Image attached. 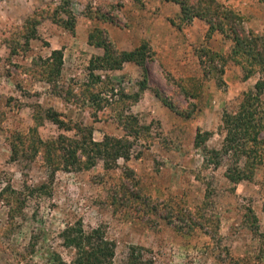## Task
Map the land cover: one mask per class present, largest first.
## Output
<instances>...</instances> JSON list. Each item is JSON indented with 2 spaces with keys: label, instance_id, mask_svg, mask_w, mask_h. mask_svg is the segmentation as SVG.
Wrapping results in <instances>:
<instances>
[{
  "label": "rangeland",
  "instance_id": "obj_1",
  "mask_svg": "<svg viewBox=\"0 0 264 264\" xmlns=\"http://www.w3.org/2000/svg\"><path fill=\"white\" fill-rule=\"evenodd\" d=\"M146 1L0 0V264H68L78 255L90 257L96 245L91 239L80 252L64 241V229L75 223L84 232L98 228L106 240L114 243L110 264H123L132 245L143 247L154 264H264V161L257 167L252 164L254 170L246 162L248 179L232 183L225 176L233 163L227 155L221 156L216 166L217 158L212 154H204L208 163L201 164L202 157L194 156L189 164L186 148L172 159L168 152L153 148L154 141L167 146L191 142L192 124L198 127L197 117L205 101L225 99L218 97L223 84L217 76L221 78V73L207 70L211 66L220 68L223 57L216 55H224L228 61L232 40L224 41L218 30L213 31L218 37L211 41L217 59L212 62L208 59L211 54L202 52L198 44L180 43L178 54L188 60L194 76L192 86L152 63V49V55L145 57L146 80L167 94L166 101L178 113L191 115L189 132L185 129L186 133L175 137L163 134L155 119L125 113L130 116L129 126L150 131L144 130L139 136L133 131V136H127L115 123L100 120L102 114H110L107 108L102 109L103 101L102 106H95L100 109L83 110L68 118L64 110L67 104L63 107L58 98H46L48 87L43 81L47 79L35 75L46 77L60 70L54 76L57 87L95 82L107 72L101 66H90L89 56L82 50L87 46L79 39L88 30L91 44L100 47L97 43L105 41L101 37L110 40V21L123 28L135 16L148 18L150 1ZM236 1L247 26L264 33V2ZM178 22L183 21L179 18ZM47 36L53 40L61 37L64 47H68L63 70L56 58L50 60L51 48L57 44L50 43ZM110 42L123 50V45ZM72 48H80V55H73ZM193 52L200 60H193ZM117 82L122 88V82ZM66 86L65 99L72 101L102 97L112 85L110 82L94 90L84 89L81 97H76L74 87ZM239 97L232 98L227 110L240 102ZM106 99L111 107L113 100ZM210 106L214 108L215 104ZM47 108L59 112L63 126L45 118ZM216 108V113L224 110L220 105ZM219 124L213 132L219 131ZM201 130L203 137V131L208 130ZM88 136L95 141H104L105 136L130 140L129 160L120 158L112 167L114 161L108 158L111 167L107 168L102 159L94 158L90 166L92 153L80 150V140ZM221 139L223 134L208 138L198 152L203 155L204 146L211 149ZM60 146L75 148L78 162L65 168ZM244 161V157L239 158L238 165Z\"/></svg>",
  "mask_w": 264,
  "mask_h": 264
},
{
  "label": "trees",
  "instance_id": "obj_2",
  "mask_svg": "<svg viewBox=\"0 0 264 264\" xmlns=\"http://www.w3.org/2000/svg\"><path fill=\"white\" fill-rule=\"evenodd\" d=\"M173 1L178 3L180 6V19L183 21L182 23L186 21L189 22L193 17H198L208 25L209 33L218 30L224 38L233 41V46L230 50L229 58L241 65L244 72V77H248L256 73L263 74L264 76V33H256L252 28L247 27L245 25L246 20L240 14V12L218 0ZM259 1L264 2V0ZM110 22L116 24V22ZM101 38L105 41L100 40V43H97V45H99L100 47L102 46L101 48H103L104 52L102 56H94L90 59L89 64L91 67L94 66L95 68H98L99 66H101L103 68H119L124 61H132L141 66L143 76L145 77L146 70L143 67L145 64V57H150V55H152V52H150L151 48L147 43L142 42L140 45L130 51H120L117 50L113 46V43H111L110 40H108L105 36ZM88 41L89 43H91V35H89ZM200 50H202V52H208V55L209 53L211 54L208 56L209 62H212L211 60L215 58V56L213 55L214 51L207 49ZM119 54L122 56L120 57V59L115 57ZM108 55L112 57L111 61ZM219 55H216V58L223 57V59L220 61V68L211 66L207 70L208 73H215V71H217L218 73L223 72V64L225 59L224 55ZM50 57L51 61L56 58L57 65L61 67V49L52 50ZM50 70L51 73L54 71L52 69ZM59 71L60 70L56 69L55 74L46 75V77H42L40 74L35 75L47 79L46 81L56 86V80L54 76H56ZM217 78L218 82L220 83L222 81L221 78L218 76ZM94 80L97 81V77ZM93 83L95 84V87L92 84H85L80 88L81 91L83 92L84 89L94 90L95 88H97L96 82ZM263 88L264 80L259 79L256 82L255 89H248L243 93V98H241L240 102H238V104L233 107L236 108L235 110H233V108L229 110H223L221 115V124L219 126V131L223 133L221 146L219 148L211 149L206 146L202 148L206 156L207 154H212V157L217 158V160L214 161L215 166L219 165V159L221 158V156L227 155L229 156V158H233L232 166H229L227 168L225 174L226 178L229 179L232 183H238L241 180L248 179L246 162H250L251 165H247V167H249V169L251 170H254L255 167L261 165L264 161V149L259 148L264 147ZM155 92L158 93L159 96L161 95L160 92L156 89ZM117 93L119 94L120 90L118 89L115 92L112 85L108 91L103 92L102 97H100L99 95L98 98H77V100L80 103H87L90 107H93L96 110L98 108L100 109V107L95 106H102L101 101H103L104 104L102 106V109L107 108V110L113 111L121 108L118 103H124L123 99L118 98L117 100H113L110 104V107L106 98L112 99L114 94ZM76 97H81V94L77 93ZM161 97L165 104H167L171 109L178 113L174 106L166 101V98L164 96L161 95ZM77 100L74 99V101ZM58 113L59 112L52 108H47L45 112V118L51 120L52 122H55L60 127L61 125H64V121L58 117ZM102 115H104V118L108 116L107 114ZM122 115L123 114L119 111L116 117L120 124H122L123 126L125 124L124 128L126 129L127 136H133L134 133L139 136L143 133L144 130H147L143 127L135 130L133 127L136 126L128 125L132 124L129 123L130 116L128 117V115ZM203 132L205 133L203 137L200 136V133H202V131H197L195 135L194 143L196 147H200V144L202 145L204 141L211 136L212 133L210 131ZM80 142V150H82L83 152L92 153V156H90L91 160L89 162L90 166L95 163L94 158H100L104 161V166L109 168L111 167V165H109L110 162H108L109 158L110 160L113 159L114 161V164L112 165L113 167L115 163H117L118 159L122 158L124 161H128L131 155L132 142L127 139L105 136L104 141H95L90 138V136H88L85 139H81ZM39 143L42 144L41 141ZM86 146H89V148H85ZM60 147L62 148L61 153L63 154V158L65 159V168L67 167V164L74 165L78 162L77 157L75 156V148H66L65 146ZM82 151L81 153L83 154ZM66 152L69 153L68 156L65 154ZM241 157H244L245 161L242 166H239L238 160ZM208 162H210V160L205 158L204 163ZM252 164H255L256 166L252 168ZM63 235L65 243L73 246L79 252L83 249V245L86 241L91 242L92 240L96 244L92 247L90 257L84 258V256L78 255L68 264H110L111 260L114 257V243L106 240L98 228H94L90 232H84L79 223H75L71 226H67L63 231ZM123 264H154V262L151 258L145 256L143 247L132 245L129 247V252Z\"/></svg>",
  "mask_w": 264,
  "mask_h": 264
},
{
  "label": "crops",
  "instance_id": "obj_3",
  "mask_svg": "<svg viewBox=\"0 0 264 264\" xmlns=\"http://www.w3.org/2000/svg\"><path fill=\"white\" fill-rule=\"evenodd\" d=\"M150 1L149 11H148V18L145 17H134V19L131 20V23L129 25H125L123 28L118 27L117 24H111L110 27H108V33L107 37L112 40L114 43H119L124 46L123 50L130 51L136 48L138 45H140L142 42H145L151 47V49L154 52V58L153 62H155V65L158 66V68L163 71L164 69L168 72H171L173 75H175L176 79L184 78L186 85L193 84V81L191 79L194 77L191 73V69H189V63L188 60L182 59L183 57L178 54V48L180 46L181 42H185V44L188 46H196L200 47L201 49H207L211 50L213 49L211 41L213 38L218 37V35H213L214 33L208 32V25L200 18L193 17L189 22L187 23H179L178 20L180 18V6L178 3H176L173 0H147ZM146 1V2H147ZM222 3H224L227 6H231L235 10H237L240 13H243V10L240 7H237V1L236 0H218ZM138 10V9H137ZM142 9L139 8V14L142 15ZM136 14V12L134 13ZM138 15V12H137ZM93 22V19H87V22ZM178 22V23H177ZM128 24V23H127ZM248 22L245 21V25L247 26ZM248 27V26H247ZM250 28V27H249ZM256 31V30H255ZM258 32V31H257ZM263 33V32H262ZM222 38L223 35H221ZM220 36V37H221ZM83 37V38H82ZM213 37V38H212ZM48 39L50 43H53V41L57 44L52 49H61L62 51V64L63 67L64 59H65V52L68 50V47L65 48L64 43L61 39V37L56 36L53 40L52 37H45ZM221 38V39H222ZM186 39V40H185ZM89 31L86 30L85 36H81L79 39L82 44H84L85 54L89 56V59H91L94 55L93 54H103L104 50L101 47H95V45L89 43ZM224 41L225 38L223 39ZM84 47V46H83ZM190 48V47H189ZM80 48H72L70 51L74 53L73 55H80L81 49ZM231 49V46L229 50ZM171 50V51H170ZM191 50V49H189ZM228 50V51H229ZM76 52V53H75ZM82 54V55H85ZM228 57V56H227ZM200 60L199 57H196V53L193 52V60ZM228 61H224L223 64V72H221V84L222 88L219 89L220 92V98L225 99H210L209 101H205V107L202 111L199 112L200 116L197 117L199 121H197L198 127H196V123H193V128L191 130V133L193 134L191 142L188 144L183 145H177L173 146L171 144L163 145L159 144L158 141H154L153 148L156 151H164L168 152L167 155L172 159V155L179 156L180 152L184 151V149H187V162L189 164L193 160L194 156H200L201 164L204 163V153L203 155L198 152V148L195 146L194 140L195 135L197 131H202L201 129H206L211 133L210 138H213L216 135L223 133L220 131H215V126L219 124V119L221 122V116L223 110H217L216 113V107L217 105H220L221 108L224 110L227 109V104H230L232 102L233 97H239L243 98V93L247 91L248 89H255L256 82L261 79L264 80L263 74H253L248 77H244V72L240 64L236 63L231 58H226ZM61 67V70H63ZM164 70V71H165ZM105 72L107 74L100 75V77L97 78L96 85L101 84H109L111 82V85L114 87V91L116 92L118 89L120 90V93L114 94L112 100H117L119 98H122L124 103H118L121 108L117 110H108L110 113L105 118H99L102 122L105 121H111L115 123L119 128V130L122 131L123 134L126 133V129L122 124H120L117 120V113L119 111L123 114L129 113L130 116L137 117V118H145V119H155L157 123L159 124V130L165 134V135H182L184 133L189 132V117L187 115H183L181 113H177L173 109H171L167 104L163 102L161 99V95L164 97H167V94L163 93L161 90H158L155 88L153 83L150 82V80H145V77L143 76V71L140 65H138L135 62L132 61H124L119 68H105ZM236 77V79H234ZM101 78V79H100ZM118 81L122 82V88L119 87ZM38 81V79H37ZM40 82V80H39ZM47 84L48 90L45 93L46 98H52V100L58 98L62 102V106L64 107V110H67L68 118H73L74 115L82 112L83 110L87 111H95L93 107H90L87 103H80L77 98H73L72 101H67L65 98V92L68 86L70 85L76 89V95L77 93L81 94V87L85 84H92L95 87V84L90 81L89 83H80L71 85L69 83H64V85L60 86H54V84H51L49 82L43 81ZM57 87V88H56ZM192 88V87H190ZM189 88V89H190ZM225 88V89H224ZM227 88V89H226ZM155 89L160 92V96L158 93L155 92ZM105 96V95H104ZM263 96H264V88H263ZM205 98H212V96H206ZM77 100V101H74ZM66 100V102H65ZM215 104L214 108L210 106V104ZM237 103V102H236ZM209 104V105H208ZM234 105L231 106L233 108ZM105 107V106H104ZM103 107V108H104ZM119 110V111H118ZM229 110V109H228ZM215 112V115L213 114ZM74 113V114H73ZM91 114V113H90ZM213 114V117H212ZM218 115V116H217ZM92 116V115H91ZM214 118L215 122H214ZM98 120V119H96ZM93 120V121H96ZM216 123V124H215ZM220 125V124H219ZM186 129V131H185ZM219 130V129H217ZM103 133L108 134H114L109 133L108 131H102ZM148 132V130H146ZM150 133V131L148 132ZM118 135V134H115ZM129 136V135H128ZM158 138V137H156ZM143 139V137H142ZM208 140V139H207ZM221 141H219V144L216 146H212L213 148H219L221 146ZM209 147V146H207ZM173 163V162H171ZM177 162H174L176 164ZM192 164V163H191ZM185 165V164H184Z\"/></svg>",
  "mask_w": 264,
  "mask_h": 264
}]
</instances>
